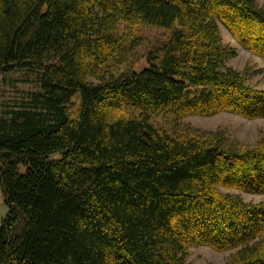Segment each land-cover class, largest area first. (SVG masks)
<instances>
[{"label":"trees","instance_id":"16d2710c","mask_svg":"<svg viewBox=\"0 0 264 264\" xmlns=\"http://www.w3.org/2000/svg\"><path fill=\"white\" fill-rule=\"evenodd\" d=\"M219 24L264 64L255 0H0V75L41 87L0 119V264H186L197 246L264 264V198L218 189L264 197V136L175 133L190 116L264 118ZM149 26L167 32L149 67L115 73Z\"/></svg>","mask_w":264,"mask_h":264},{"label":"rangeland","instance_id":"374dc122","mask_svg":"<svg viewBox=\"0 0 264 264\" xmlns=\"http://www.w3.org/2000/svg\"><path fill=\"white\" fill-rule=\"evenodd\" d=\"M256 4L264 7V0H255ZM124 24L117 27V38H122L124 34ZM220 36L225 45H230L236 49V56L228 60L227 66L242 72H248L247 84L256 89L264 90V64L257 57H252L250 53L240 47L232 38L227 29L219 24ZM142 41L140 45L128 56L127 61L116 68L115 73L124 72L129 75L132 71L140 72L149 67L148 55L159 50L165 43L167 32L157 27H142L140 29ZM250 62L247 64V62ZM250 68H249V66ZM39 76L31 72H13L0 75V119L9 118L10 113L16 110L20 104L29 100L30 95L35 91H40ZM168 115L158 116L152 119L156 126L167 128L171 119ZM221 130L227 139L247 147L252 146L259 138L264 136V118L247 119L232 113H218L213 116H190L179 121L175 133L180 134L183 130ZM55 156H59L56 154ZM53 156V157H55ZM21 171L25 169L20 166ZM223 194L239 195L244 201L258 202L264 197L245 192H237L219 187ZM7 206L4 203L0 188V225L6 216ZM230 252L215 251L207 246H197L189 249L185 259L186 264H224Z\"/></svg>","mask_w":264,"mask_h":264}]
</instances>
